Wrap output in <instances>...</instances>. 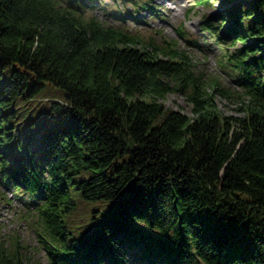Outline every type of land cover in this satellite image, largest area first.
I'll return each mask as SVG.
<instances>
[{
  "label": "trees",
  "instance_id": "trees-1",
  "mask_svg": "<svg viewBox=\"0 0 264 264\" xmlns=\"http://www.w3.org/2000/svg\"><path fill=\"white\" fill-rule=\"evenodd\" d=\"M226 1L202 25L238 44L219 61L233 91L174 38L127 28L161 15L152 0H0V204L21 202L38 264H264V0ZM75 194L106 207L76 231ZM29 261L0 244V264Z\"/></svg>",
  "mask_w": 264,
  "mask_h": 264
},
{
  "label": "rangeland",
  "instance_id": "rangeland-1",
  "mask_svg": "<svg viewBox=\"0 0 264 264\" xmlns=\"http://www.w3.org/2000/svg\"><path fill=\"white\" fill-rule=\"evenodd\" d=\"M158 12L161 13L158 17H152L148 9H140L136 13L139 17L136 21L134 16L127 14L126 22L128 29L142 34H153L160 32L169 38H174L180 49H183L188 56L193 60L197 70L208 78H218L221 85L233 91V83L230 81V76L227 75L219 66V61L223 59V54L226 50L234 51L236 46H228L219 44L215 37L208 34L202 22L205 15H216L219 11L225 10L232 5L226 0H210L207 4L198 3L197 0H152ZM248 2L250 0H243ZM110 4V3H109ZM122 4L131 13L134 4L131 2L118 3L116 7ZM96 12L102 15L101 10ZM112 24L119 23L112 19H108ZM183 26V29L188 35V40L180 38L177 34V28ZM154 28V29H153ZM157 30V31H156ZM159 40V36L155 35ZM243 44V43H242ZM228 70V68H225ZM59 88L48 86L44 89L42 96L48 98H62L64 94ZM232 94V93H231ZM166 107L174 110H181L184 113L191 114V106L186 102L183 95L173 92L169 93L163 100ZM237 99L217 98L216 103L219 109L227 115H237ZM5 191L4 189H1ZM11 196V191H5ZM74 197H78L75 194ZM11 205L0 204V244L7 245L8 242L13 243V247L17 244L19 253L29 262L36 264L44 259V250L39 248L37 238L32 226L27 224V221L22 219L18 211L23 206L19 201H11ZM106 209L103 203H86L79 197L77 198L76 210L67 215V224L75 231L79 228H87L94 219L97 218L99 212ZM97 210V211H96ZM96 211V212H95ZM17 239V240H16ZM17 241V242H15Z\"/></svg>",
  "mask_w": 264,
  "mask_h": 264
}]
</instances>
